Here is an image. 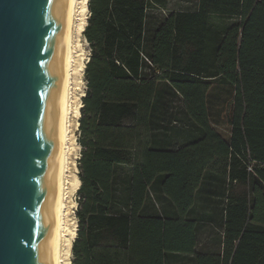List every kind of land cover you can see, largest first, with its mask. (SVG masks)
<instances>
[{
  "label": "trees",
  "instance_id": "16d2710c",
  "mask_svg": "<svg viewBox=\"0 0 264 264\" xmlns=\"http://www.w3.org/2000/svg\"><path fill=\"white\" fill-rule=\"evenodd\" d=\"M153 5L88 2L73 263L264 264V0H198L148 29ZM170 91L194 124L180 144ZM200 195L201 212L220 199V252L199 249Z\"/></svg>",
  "mask_w": 264,
  "mask_h": 264
},
{
  "label": "water",
  "instance_id": "95a60500",
  "mask_svg": "<svg viewBox=\"0 0 264 264\" xmlns=\"http://www.w3.org/2000/svg\"><path fill=\"white\" fill-rule=\"evenodd\" d=\"M68 0H0V264H51Z\"/></svg>",
  "mask_w": 264,
  "mask_h": 264
},
{
  "label": "bare ground",
  "instance_id": "6f19581e",
  "mask_svg": "<svg viewBox=\"0 0 264 264\" xmlns=\"http://www.w3.org/2000/svg\"><path fill=\"white\" fill-rule=\"evenodd\" d=\"M84 8L85 0L67 1L62 49L57 136L56 193L51 264H72L68 245L70 244V238L74 236V229L73 226H71L70 216L72 210L76 207L72 196L79 188L80 183L78 178V167L73 157L76 150L74 128L79 124L78 119L81 116L80 108L82 106L81 102L73 100L77 97H73L74 86L72 85L73 81L80 79L79 63L82 57L76 54L75 39L76 34L80 30L79 26L84 20L83 12L81 13V10Z\"/></svg>",
  "mask_w": 264,
  "mask_h": 264
},
{
  "label": "rangeland",
  "instance_id": "374dc122",
  "mask_svg": "<svg viewBox=\"0 0 264 264\" xmlns=\"http://www.w3.org/2000/svg\"><path fill=\"white\" fill-rule=\"evenodd\" d=\"M88 2L89 0H85V8L81 10V13L83 12L84 20L83 23L79 26V31L76 34V54H79L82 59L79 63V78L78 80L73 81L72 86L73 87V97L75 96L78 98L73 99L74 101L81 102V108L82 109L84 102L83 98L86 95L87 91V79H86V65L87 62L90 59L91 55V47L84 35V30L88 23V17L90 16V10L88 9ZM198 3V0H167V6L165 8V11L157 5H153L151 9L149 10V19H148V29L154 28L158 23L160 22V19L165 17L166 14H170L173 11L176 10H193L196 7ZM83 26V28H82ZM80 36V37H79ZM82 65V66H81ZM78 76V74H77ZM75 83V84H74ZM78 87V88H77ZM77 99V100H76ZM166 103L162 105V109L167 113V117L165 120V131L168 132V136L173 139L174 144H180L183 141V138L188 134V132L192 129H194V124L191 121V119L187 116L185 112V107L182 102V98L174 91L168 92ZM81 116H82V110ZM79 117V124L75 126L74 128V134H75V141H76V150L74 152V159L75 163L78 167V178L80 180V162L82 158V151L83 147L80 143V137H81V128H80V119ZM167 128V129H166ZM81 185V180L79 183V188ZM79 188L74 192L72 199L73 202L76 204V207L72 210V214L70 216L71 220V226H73L74 229V236L73 238H70V244L68 245L69 253L72 259L73 263V254H72V245L73 241L78 235L79 230V218H78V209L80 208V196ZM218 190V189H217ZM211 202V210L208 212H201L202 210V204H203V196L200 195L198 197L197 201V210L198 213H202L205 215L204 219L202 220L200 225V246L199 249L204 252H220L222 248V236H223V221L217 217L218 213V201L220 200L217 195ZM156 201L159 205L160 202L155 197ZM154 204L155 202L152 201ZM217 203V205H216ZM208 214L214 215V217H208ZM216 214V215H215ZM211 215V216H212ZM212 218V219H211ZM74 222V223H73ZM73 223V224H72Z\"/></svg>",
  "mask_w": 264,
  "mask_h": 264
}]
</instances>
